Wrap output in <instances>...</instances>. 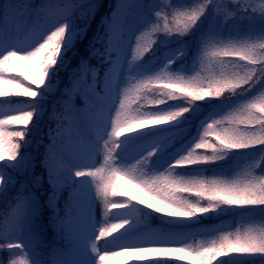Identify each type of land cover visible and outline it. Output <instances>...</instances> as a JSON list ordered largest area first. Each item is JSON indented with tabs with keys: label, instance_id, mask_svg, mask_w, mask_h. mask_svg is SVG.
I'll return each instance as SVG.
<instances>
[{
	"label": "snow or ice",
	"instance_id": "1",
	"mask_svg": "<svg viewBox=\"0 0 264 264\" xmlns=\"http://www.w3.org/2000/svg\"><path fill=\"white\" fill-rule=\"evenodd\" d=\"M97 4L98 0H76L70 10L57 0H0V104L8 105L6 110L0 108V144L6 153L0 155V197L6 201L5 209H0V241L7 242L0 243V252L23 257L9 264H33L19 237L38 207L35 190L46 182L50 188L46 204L52 210L49 226L68 242L74 256L84 252L94 257V264H98L97 257L104 262L113 256L123 257L120 264H179L190 256L200 264H225V260L229 264H264V0H174L167 4L164 0H114L102 32L94 38V44L100 46H93L91 55L99 63L91 66L82 60L55 100L56 127L49 125L38 161L42 170L39 174L32 171L31 160L23 151L29 143V126L43 111L37 106L45 92L54 89L51 74L63 66L64 53L86 31ZM166 8L170 9L167 13ZM170 15L178 20L177 26L169 25ZM236 17L251 23L246 30L233 26L225 32L224 26ZM76 18L80 26L74 22ZM161 19L165 21L162 28ZM205 19L207 27L200 35L194 60L200 68L196 75L186 77L182 70H171L174 59L155 73H132L134 64L150 52L161 34L184 37ZM145 30L156 38L142 45ZM12 58L29 61L37 69V78L25 76L10 63ZM4 85H14L19 91L10 92ZM9 97H27L31 103L21 107L9 103ZM222 97L246 98L219 119L210 115L187 154L178 155L163 171L151 168L150 161L166 136L129 148L133 134L178 121L195 102ZM176 100L187 106L160 109ZM153 108L159 110H150ZM5 126L18 130L4 131ZM240 150L249 153L237 155L239 162L231 171H214L211 177L203 170L192 174L177 171L212 164ZM101 153L103 164L96 167ZM131 160L134 165L127 163ZM9 168L21 173L11 200L8 196L15 178ZM121 173L151 193L157 204L141 200L139 204L146 208H139L133 203L135 198L128 199L123 192L122 202H113L117 195L113 180ZM66 190L61 208L59 201ZM98 199L103 205V221L96 219ZM110 210L122 213L113 217L117 223L109 224ZM150 213H161L160 219L168 225H199L205 217L231 214L240 227L229 231L232 225L226 220L184 229L150 227ZM257 222L258 229L251 227ZM112 233L117 235L105 239L101 255L97 241ZM195 236L212 239L194 246L189 241ZM113 248L121 251H111ZM0 264H5L2 258ZM52 264L78 261L57 250Z\"/></svg>",
	"mask_w": 264,
	"mask_h": 264
},
{
	"label": "trees",
	"instance_id": "2",
	"mask_svg": "<svg viewBox=\"0 0 264 264\" xmlns=\"http://www.w3.org/2000/svg\"><path fill=\"white\" fill-rule=\"evenodd\" d=\"M58 1H60V3H62L63 5L70 7H72V5L76 2V0ZM3 2H6V0H3ZM32 2L39 3L40 0H32ZM171 2H174V0H164L165 4ZM199 2H203V0H199ZM222 2H226V0H222ZM113 3L114 0H98L97 7L93 10L86 31L83 32L82 35H79V37L74 40L73 44L64 53L63 66L58 67L56 71L51 74V83L54 85V89L51 92H45V98L43 102L37 106L43 111L38 116V118H34L33 124L29 126V132L26 137L29 143L23 150L28 154L31 160V169L35 172V174H39L42 170V167L38 163V161L42 159L41 153L43 152L44 145L47 143V132L49 130V125H51L52 128L56 127V124L53 120V108L55 107V100L59 99V94L69 83L70 77L72 76L73 72L79 68L82 60L88 61L91 66H96L99 63L97 58L91 55L92 47L100 46L98 43L94 44V38L98 33L102 32L103 20L110 13V5ZM169 11L170 9H165V13ZM74 22L77 24V26H80L79 18H76ZM168 22L172 27H175L178 24V20L174 19L171 15L168 16ZM38 23H43V18ZM164 23V19H161L159 21L161 28L164 26ZM207 23L208 21L207 19H205L197 28H195L190 34L184 37H180L176 34H174L173 36H165L164 34H161L150 52L145 54L143 58H141L134 64L133 68L131 69L132 73L135 74L137 71H141L144 74L155 73L159 71L169 60L174 59L175 62L169 65V68L171 70H182L185 72L186 77H192L196 75L197 72H200V68L199 65H197L196 68L194 60L199 52L200 35L206 29ZM250 23L251 22L246 19L241 20L239 17H236L224 26V31H232L233 26H238L242 30H246L247 26ZM256 23L258 24L259 21H257ZM155 38L156 37L151 36V34L147 30H145V33L141 39V44H146L149 39ZM181 51L183 52V55L177 56V52ZM102 72L103 67H101V75ZM89 74H91L90 70ZM204 74L205 73H201V75ZM28 77L37 78V75H29ZM5 87L10 92L19 91L15 88L14 85H5ZM153 87H158V85H153ZM255 91L256 90L254 89L253 92H250L247 95L251 96L255 93ZM245 98L246 97H222L220 99H209L205 101L195 102L191 106L189 112H186L184 116L178 121L172 122V124H174L172 125V130L168 135H166V140L162 142L161 147L157 149L155 155L151 158L150 167L158 171H163V169L166 168L168 164L171 163L178 155H186L187 149L190 148L196 142V140H198L200 133H203L204 123L208 121L210 115H214L217 117V119H219V115L223 114L232 106H234L238 100H242ZM9 99L15 105H19L21 107H24L31 103L30 99L27 97H9ZM177 106L187 105L183 100L169 101L166 105H161L160 109ZM150 110L156 111L159 109L153 108ZM142 131H145L148 134L155 132L154 129H144ZM134 139L135 138L131 140L129 147L135 144ZM210 139H214V137H211ZM198 151L202 152L204 150ZM246 153H249V150H240L239 153H230L221 161L206 165H195L187 169H178L177 171L181 172L182 174H192L194 172L203 170L205 176L211 177L214 171H231L233 166L239 162L237 161L236 156L239 155L243 157V155ZM249 158H251L250 155ZM127 163L134 165L135 161L131 160ZM24 175H27V171H25ZM20 176L21 173L19 172V170H14L13 177L15 178V183L11 186L13 192L9 194L8 200H11L12 196L15 195L14 190L20 182ZM35 191L39 201V210L34 216L33 228L35 229L36 233L41 236V239L47 241V245H41V249H43V251H48L52 247V243L49 242L50 237H58V235L53 232L52 228L48 224L49 219L52 215V210L49 209L46 204L50 188L45 182L42 187L36 189ZM67 196L68 191H64L61 194V199L59 201V206L61 208L64 207V201ZM143 201H146L147 203L157 204V201L152 198L151 193H148V196ZM5 207L6 201L2 197H0V209H5ZM138 207L146 208V205H140L138 203ZM160 215L162 214L150 213L148 224L154 227L163 226L169 228L170 225L164 224V222L160 219ZM221 220H226L232 225V227L228 229L229 231L235 232V230L240 227L238 219L231 214L225 215L223 217H205L204 219L199 221V225H219L221 223ZM245 226H248V224L246 223ZM251 227L258 229L260 227V224L259 222L254 223L251 224ZM211 239V236H195L189 242L194 246H198L202 241ZM0 243L7 242L0 241ZM0 258L5 261V264H9V261L12 259H20L19 257L10 256L7 250L0 252ZM145 264H161V262L149 261L145 262ZM168 264H175V262H168ZM179 264H200V261L197 258L190 256L187 260L179 262ZM225 264H229V262L225 260Z\"/></svg>",
	"mask_w": 264,
	"mask_h": 264
},
{
	"label": "rangeland",
	"instance_id": "3",
	"mask_svg": "<svg viewBox=\"0 0 264 264\" xmlns=\"http://www.w3.org/2000/svg\"><path fill=\"white\" fill-rule=\"evenodd\" d=\"M57 2L60 3V1H58V0H57ZM256 2L260 3V2H262V0H256ZM67 7L70 10L72 9V7H70V6H67ZM52 11H55V9H53ZM38 26H39V23L37 24V27ZM144 33H145V31H144ZM27 35L28 34L26 33L25 37H27ZM137 35L140 36L141 34L137 33ZM142 37L143 36H141V39H142ZM130 58H131V56H130ZM10 63L17 65L19 67V70L21 72H23L25 76L38 74L37 69L35 67H33V65L29 61L16 60L15 58H12L10 60ZM26 74H29V75H26ZM3 87H5V85ZM122 88H124V85H122ZM2 99L3 98H0V100H2ZM6 99L9 103L14 104L13 102H11V100L9 98H6ZM0 108L6 110L8 108V105L7 104H0ZM114 115H115V113H113V116ZM172 125H174V124L170 123L167 125L159 126V128L154 129V131H155L154 133H150V134L146 133L145 131H142L141 133H135L133 135V137L135 138L134 139L135 144L129 148H133L136 145L143 144L149 140H152L153 138H155L157 136L168 135L172 130V127H173ZM14 129L15 128H13L11 126H5L4 131H14ZM0 155H6V153L4 151V145L3 144H0ZM98 161L99 162L96 164V167H100L103 164V153H101V155L98 157ZM8 172L10 175L13 176L14 170L12 168H9ZM85 179H87V178H85ZM113 185L115 186L116 191H117V195L113 198V202H115V203H121L122 202L120 192L126 193L128 199H131L134 197L135 199L133 200V203L136 204L137 206H138L139 201L144 200L148 196L147 192L144 189H142L134 181H132L129 177L123 175L122 173L115 177V179L113 180ZM109 192L111 193V189H109ZM38 210H39V201H38V207L36 209L34 216L36 215ZM95 214H96L97 220L103 221L105 219V216L103 214V205L99 199L97 200V203L95 205ZM121 214H122L121 212H116L115 210H110L109 215H108L109 224L117 223L118 220L113 218V217H119ZM34 216H33L32 220L28 224H26L23 233L19 237L20 241L23 242L26 245L27 250H29V255L33 261V264H52L53 253H54V251H57V250L62 251L63 254L69 260L78 261V264H94V257H92L89 254H85L84 252H81V254L78 257L74 256L71 246L68 244V242L66 240L61 238L59 235H58V237L57 236L50 237L49 242L52 243V247L48 251H43V249H41V245H47V241L44 239H41V236L38 235L36 233L35 229L33 228ZM100 226H102V225H98L97 227H100ZM147 226L154 227V226H151L150 224H148ZM196 226L197 225H170L169 228L184 229V228L196 227ZM143 227H145V226H141V228H143ZM119 231L120 230H117V232H119ZM116 235H117V233H112L109 237H101V239L99 241H97L98 248L101 249V252H100L101 255L103 254L102 246L104 244L105 239H111L112 236H116ZM111 251H121V249L113 248V249H111ZM128 255H132V254L129 253ZM19 258L23 259V257H19ZM122 259H123V257H121V256H113V257H109L104 262H99V257H97L98 264H120V261Z\"/></svg>",
	"mask_w": 264,
	"mask_h": 264
}]
</instances>
